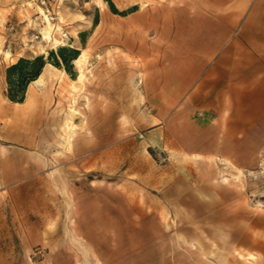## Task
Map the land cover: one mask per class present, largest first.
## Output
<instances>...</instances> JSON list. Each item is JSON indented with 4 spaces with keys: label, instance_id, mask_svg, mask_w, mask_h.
Masks as SVG:
<instances>
[{
    "label": "crops",
    "instance_id": "crops-1",
    "mask_svg": "<svg viewBox=\"0 0 264 264\" xmlns=\"http://www.w3.org/2000/svg\"><path fill=\"white\" fill-rule=\"evenodd\" d=\"M117 2L111 45L128 60L76 107L90 119L70 139L67 117L51 119L64 69L20 102L0 74V264L38 242L46 264H264V208L250 202L264 178V0ZM142 142L165 160L136 153Z\"/></svg>",
    "mask_w": 264,
    "mask_h": 264
},
{
    "label": "rangeland",
    "instance_id": "rangeland-1",
    "mask_svg": "<svg viewBox=\"0 0 264 264\" xmlns=\"http://www.w3.org/2000/svg\"><path fill=\"white\" fill-rule=\"evenodd\" d=\"M55 1L58 2V24L68 34L67 44L65 45H58L60 42L58 39V43L55 44L46 40L32 39V33L41 30L43 34L46 28L45 25L49 23L48 29L51 30V22L47 20L46 16L42 17L43 14L39 7V0H0V56L2 57L6 49L13 50L14 47H17L16 56L18 58L14 62L20 57L34 58L37 55H42L47 60L49 53L57 52L61 46L77 48L79 54L81 53V49H85L87 54L84 66L85 76L80 80L77 79L78 67L72 61V65L70 66L71 73L67 72L63 66H60L59 68L64 69L67 74L60 78L59 73H56L52 85L49 86V89L52 90L55 96L51 104V107L54 108L51 119L62 123L69 116L72 109L82 112L83 110H87L91 106L92 98L94 99L97 95H95L93 88L101 85L97 81L103 80L105 82L106 77L114 75L120 68L118 65L128 60V57L126 58L122 51L113 49L111 45L113 43H122V35L116 33L117 28L121 27V22L114 21L112 17L110 19L106 18V15L110 14L111 16L112 12H114L113 8H116L114 2L118 1L121 4V0H52V3L54 4ZM14 6H18L19 13L13 17L10 15L6 17L5 15ZM116 10H118L116 13L120 15L123 13L122 9L116 8ZM10 24L14 26L13 29H10ZM41 46H43L45 52H41ZM14 62L2 61L0 58V74L3 77L2 83L5 95H7L8 90L6 69ZM52 68L55 67L53 66ZM86 75L87 79L85 80V86H83L81 94H75L73 87L77 88V85L83 82ZM70 78L76 79L77 82L70 81ZM76 116L78 117L76 121H80L79 119L84 117L89 123L90 116L88 114H83V116L77 114ZM142 144L138 148H136L137 146H133L132 149H136V153L140 151L146 154L152 162H154L153 160H165L163 152L158 147H155L153 142H148V146L143 142ZM119 176L120 174L117 173L114 175L116 181L121 179ZM91 177L105 179L106 175L98 174ZM256 181L260 191L259 196L263 198L264 178H258ZM46 249L47 246L41 242L35 243L29 251V255L18 251L13 264H46L44 261Z\"/></svg>",
    "mask_w": 264,
    "mask_h": 264
},
{
    "label": "trees",
    "instance_id": "trees-1",
    "mask_svg": "<svg viewBox=\"0 0 264 264\" xmlns=\"http://www.w3.org/2000/svg\"><path fill=\"white\" fill-rule=\"evenodd\" d=\"M113 9L114 12H118L116 8ZM78 54L77 48L61 46L57 52H50L47 60L42 55L34 58L20 57L6 69L8 98L12 101H23L28 83L40 74L46 62H51L57 67L63 66L67 72H70L72 61Z\"/></svg>",
    "mask_w": 264,
    "mask_h": 264
},
{
    "label": "built area",
    "instance_id": "built-area-1",
    "mask_svg": "<svg viewBox=\"0 0 264 264\" xmlns=\"http://www.w3.org/2000/svg\"><path fill=\"white\" fill-rule=\"evenodd\" d=\"M39 1H40V6L43 9V13L45 14L46 18L51 22L50 35L52 36V38H56L58 39V41H60L58 45L67 44L68 34L65 31V29L58 24L59 22L58 21V2L55 1L53 4L52 0H39ZM40 15L42 14L40 13ZM9 27L10 29L14 28L12 24H10ZM31 36H32V39L45 40L41 30L37 31L36 33H32ZM250 202L256 207H264V197L257 198L256 196H251Z\"/></svg>",
    "mask_w": 264,
    "mask_h": 264
},
{
    "label": "bare ground",
    "instance_id": "bare-ground-1",
    "mask_svg": "<svg viewBox=\"0 0 264 264\" xmlns=\"http://www.w3.org/2000/svg\"><path fill=\"white\" fill-rule=\"evenodd\" d=\"M101 2V1H100ZM102 3V2H101ZM41 13L43 14V16L45 17V14L43 13V9L41 8V6L39 5ZM103 7V6H102ZM48 20V19H47ZM50 25V23L48 24ZM45 25V30L43 31V36L45 40H48L49 42H52L53 44L58 43L56 38H52V36L50 35V30L48 29L49 26ZM41 48V52H45L43 46L40 47ZM86 51L85 49H81V53L78 54V56L76 58L73 59L74 63L77 65V69H78V76L77 79L80 80L85 76V71H84V66H85V61H86ZM53 66L51 63H47V67L44 70L43 74L38 75L33 81L36 83H40L42 82V77L44 74H46V72L49 70V68ZM70 111V110H69ZM78 114V112L75 109H72L69 116L67 117V122H68V133H66V140L70 139L71 137V133L72 131L76 128L75 127V123L73 121V119L75 118V116ZM66 145V144H65Z\"/></svg>",
    "mask_w": 264,
    "mask_h": 264
}]
</instances>
